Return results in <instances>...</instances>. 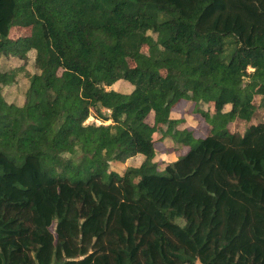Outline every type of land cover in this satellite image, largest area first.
I'll return each mask as SVG.
<instances>
[{
  "label": "trees",
  "instance_id": "obj_1",
  "mask_svg": "<svg viewBox=\"0 0 264 264\" xmlns=\"http://www.w3.org/2000/svg\"><path fill=\"white\" fill-rule=\"evenodd\" d=\"M10 56L0 83L36 72L0 88V264H264V0H0ZM185 90L202 137L162 127ZM156 127L188 147L162 170Z\"/></svg>",
  "mask_w": 264,
  "mask_h": 264
},
{
  "label": "rangeland",
  "instance_id": "obj_2",
  "mask_svg": "<svg viewBox=\"0 0 264 264\" xmlns=\"http://www.w3.org/2000/svg\"><path fill=\"white\" fill-rule=\"evenodd\" d=\"M30 32L29 28H20V27H12L10 31V36L12 38H16L25 34H28ZM146 47H142V51H145ZM126 63H129L128 59H125ZM23 62L20 61L15 56L10 57H2L0 59V70L1 71H9L10 69L18 68ZM251 70V69H248ZM26 72L34 73L36 72V69L33 66V61L29 58L26 63H24V68L21 70H18L16 74L14 75L12 82L8 84H2L0 83V88L2 95L6 98L7 101L14 100L13 95H15V102H19L20 104L23 102L24 94L26 89L28 88L29 81L26 77ZM113 88L115 90H122L127 91L129 88V84L126 82H117L115 85H112L111 87H106V89ZM191 93L187 90H185L182 93V101L177 103L171 110L170 118L171 121H161V124H163L162 127L169 126L171 129L175 130L177 128V125L180 128H191L194 132V136L196 137H202L208 132V126L203 120V118L195 112L194 103L190 100ZM260 97H255V102L258 104ZM205 108V106H203ZM212 106H208V109L210 110ZM229 106L225 107V110H228ZM109 113L108 111H105ZM256 119L260 120L264 118V108H259L256 112ZM158 118V117H157ZM180 120L179 123L173 124V121ZM148 122L155 121L152 116H150L147 119ZM85 123H95V124H109L111 123V120L108 119L107 121H102L101 119H98L95 115H91L89 118L85 120ZM246 124H243L240 120H235L233 123L229 124V129L231 131H243ZM184 128V129H186ZM178 130V129H176ZM161 132L158 127H156L155 132L153 133V142H154V148H155V156L153 158V161L157 163L158 170H162L166 163L171 162L175 160L180 155L184 154L187 150L185 147L177 148L175 146V143L170 140V138L166 137V139H161ZM68 155V154H66ZM143 160V156L137 155L136 157L128 159L125 163H119L116 161H110L109 162V168L112 170L117 171L118 173H122L123 170L127 166H139ZM198 264V263H197Z\"/></svg>",
  "mask_w": 264,
  "mask_h": 264
},
{
  "label": "crops",
  "instance_id": "obj_3",
  "mask_svg": "<svg viewBox=\"0 0 264 264\" xmlns=\"http://www.w3.org/2000/svg\"><path fill=\"white\" fill-rule=\"evenodd\" d=\"M122 83H124V82H122ZM181 101H182V99H181ZM173 108V107H172ZM172 110V109H171ZM170 114H171V112H170ZM150 116H152V118H154L155 117V114L153 113V112H151L150 113V115L148 116V118L150 117ZM147 118V119H148ZM169 118H170V116H169ZM148 122V121H147ZM151 122H154V121H151ZM150 122V123H151ZM179 125V124H178ZM177 125V128L176 129H178L179 130V126ZM184 128H186V127H184ZM184 128H180L181 130H183ZM187 130H190L191 132H192V134L194 135V132H193V130L191 129V128H186ZM196 137V136H195ZM183 147H185V148H187V150H188V147H186V146H183ZM186 150V151H187ZM137 155H139V156H141L142 157V154H137ZM137 155H135L134 157H136ZM110 166V165H109Z\"/></svg>",
  "mask_w": 264,
  "mask_h": 264
}]
</instances>
